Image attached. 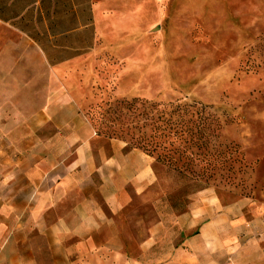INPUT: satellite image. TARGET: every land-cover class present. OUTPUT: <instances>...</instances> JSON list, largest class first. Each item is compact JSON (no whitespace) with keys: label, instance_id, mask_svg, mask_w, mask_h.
Instances as JSON below:
<instances>
[{"label":"crops","instance_id":"0c3cea01","mask_svg":"<svg viewBox=\"0 0 264 264\" xmlns=\"http://www.w3.org/2000/svg\"><path fill=\"white\" fill-rule=\"evenodd\" d=\"M95 3L0 0V264H134L125 250L165 236L162 220L141 232L129 212L156 181L153 159L101 137L85 113L77 64ZM199 202L175 216L159 264H264V204Z\"/></svg>","mask_w":264,"mask_h":264},{"label":"rangeland","instance_id":"374dc122","mask_svg":"<svg viewBox=\"0 0 264 264\" xmlns=\"http://www.w3.org/2000/svg\"><path fill=\"white\" fill-rule=\"evenodd\" d=\"M95 4L96 25L87 27L86 56L77 67L87 86L80 92L85 113L101 137L132 146L130 136L140 133L119 103L133 100L199 103L211 108L219 127L213 145L221 155L212 160L217 169L210 181L181 176L151 157L156 181L129 212L141 232L162 220L166 233L146 253L125 251L134 264H159V257L173 256L166 242L179 234L175 216L201 206L195 202L202 193L264 204V0Z\"/></svg>","mask_w":264,"mask_h":264},{"label":"trees","instance_id":"16d2710c","mask_svg":"<svg viewBox=\"0 0 264 264\" xmlns=\"http://www.w3.org/2000/svg\"><path fill=\"white\" fill-rule=\"evenodd\" d=\"M119 105L131 112L132 129L140 133L130 136L134 142L131 148L155 155L157 162L174 167L181 176L189 174L205 181L214 177L217 168L212 160L221 154L213 145L219 127L210 107L195 102L155 104L138 100ZM181 160L186 163L180 165Z\"/></svg>","mask_w":264,"mask_h":264}]
</instances>
